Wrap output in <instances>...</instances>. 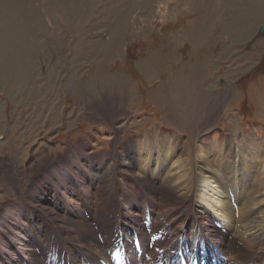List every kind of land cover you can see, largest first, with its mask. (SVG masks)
I'll return each mask as SVG.
<instances>
[{"label":"rangeland","instance_id":"1","mask_svg":"<svg viewBox=\"0 0 264 264\" xmlns=\"http://www.w3.org/2000/svg\"><path fill=\"white\" fill-rule=\"evenodd\" d=\"M261 26L264 0H0V221L11 222L10 228L0 224V242L7 244V237L17 243L12 236L18 226L11 220L18 217L24 223L32 207L42 210L41 204H30L33 197L45 195L52 202L49 198L56 194L62 203L54 210L57 216L64 207L72 215L92 212L99 250L110 224L113 235L118 220L122 185L111 182L123 181L118 151H127L125 146L140 138L173 141L177 136L189 165L199 154L198 142L210 145L213 153H223L228 145L225 157L230 145L245 149L244 144L254 140L264 147ZM78 171L85 178L80 197L74 202L67 198V187L54 192L60 179L65 185L79 179ZM206 175L219 178L216 173ZM52 179L58 182L54 185ZM252 181L245 180L242 198L251 185L257 186ZM83 188L91 190L87 197ZM255 194L256 199L261 196ZM157 212L160 216L164 209ZM101 217L106 218L102 223ZM126 225L138 232L131 219H124ZM124 226L120 229L128 251L139 262L138 251L144 246L136 252L137 238L134 244ZM76 237L85 242L66 246H81L84 251L76 258H88L96 240ZM2 247L7 264L9 253ZM13 252L12 257L18 255V250ZM35 256L20 258L42 264ZM42 259L51 261L48 255ZM61 261L72 264L67 256ZM15 263L26 261L16 256Z\"/></svg>","mask_w":264,"mask_h":264},{"label":"bare ground","instance_id":"2","mask_svg":"<svg viewBox=\"0 0 264 264\" xmlns=\"http://www.w3.org/2000/svg\"><path fill=\"white\" fill-rule=\"evenodd\" d=\"M179 139L175 136L171 141L166 137L163 139L155 136L153 141H150L145 137L144 139L140 138L131 147L130 145L125 146L127 151L126 149L118 151L121 158L120 168L124 172L123 181L119 183L114 179L111 180L113 183L122 185V191L117 195L118 209H116V213L118 214V220H115L116 230L113 235L110 230L113 229V226L110 224L99 250H96L99 248V241L92 227V212L88 211L86 216L83 213L72 215L64 207L62 208V216H57L54 210L58 211L59 206L62 205L61 202L59 204V197L55 196L56 194L53 197L51 196L49 199H52V202H50L46 199L47 196L44 195L40 198H32L30 204L38 203L44 207L40 206L42 210L35 206L32 207L33 212H30L26 217V221L30 220L28 225L26 221L24 223L18 222L17 216V218L15 217L16 220H11L12 225L18 226L17 233L12 236L17 243L12 244V241L9 242L7 237H3V241L7 244L0 242V246H4L9 253L7 264H16V256L18 260L32 264L28 257V261L26 258L25 260L21 259L22 254L30 255L32 260L37 255L42 264H56L58 261L63 260L64 256H69L74 264H83L84 260H87L89 264H100L102 261L105 264H118L121 243L126 249V264H128V260H134L135 254L128 251L130 245L124 239L125 231H121L117 235L118 229L124 226V219H131L132 224L137 225L139 228H137L138 232L135 233L134 228H129L128 225L124 226L131 231L134 241L137 238L138 246H144V248H139V251L138 248H135L144 264L149 263H147L148 259L150 260V256L156 251L158 253L160 250L158 247L162 248L168 242V237L174 239V245L182 242L185 243V247L191 246L192 251H200L201 253H197V256L209 255L211 257L210 264L213 261H215V264H264L263 145L254 140L246 142L244 144L245 149L240 148V145H230L232 151L229 152L228 157H225L228 145H225L223 153H213L210 145L206 146L198 142L196 152L199 154L195 155L194 163L192 162L193 164L190 163L191 165H189L187 161H184L185 158H182L185 148ZM128 156H131V159L127 158ZM232 161L237 164L236 167L232 166ZM258 167L259 169H257ZM116 169L118 167L114 170L116 171ZM92 171L99 174L102 170L95 171L92 169ZM111 171L113 172V170ZM257 171H259L258 174ZM225 172L228 174L225 175ZM213 173H216L219 178H215V180L211 175H206H213ZM77 174L79 179L68 181L67 185L62 184L64 182L60 179L61 184L59 188L57 187L58 189H54V192L67 187L66 191L62 190L65 191L63 192L67 198H71L74 202L75 198L81 196L79 185L81 182L83 183L82 180H85L83 172L78 171ZM96 174L89 173L94 178ZM64 178H66V175H64ZM248 178L257 183V186L252 188L251 185L247 197L242 198L240 192L244 190L245 180ZM100 180L101 183L108 181ZM51 182L55 185L54 182L56 181L52 179ZM95 183L97 184V181L94 182V185H96ZM217 188L219 190L215 199L213 196L216 195ZM237 189H239V195ZM255 190L256 193L261 194L263 192L257 199L256 194L252 196ZM46 191H43V193L45 194ZM84 191L86 197L88 193H91L89 188ZM49 192L51 193L50 190ZM193 204L201 207H196V210ZM253 207H259V209L253 211ZM161 209H164V212L160 213L159 216L157 211ZM209 209L215 210V214H212L213 212L211 211V213ZM235 211L238 212L236 224L234 223ZM57 219L68 221L72 227H63ZM103 220L105 221L106 218L101 217V223ZM219 220H222L226 226L221 224ZM0 222H2L0 223L1 228H10L8 225L11 222L7 220ZM33 222L37 225L34 224V226ZM43 222H48L50 227H44ZM27 226L29 229H27ZM101 227L102 224L99 227L100 231H102ZM58 228L65 230V239L62 238L64 231L59 232ZM234 228L235 231H233ZM256 230L257 233H252ZM196 232H201L202 237L198 238ZM23 233L25 238H23ZM28 233L29 235L26 236ZM245 233H248V235L245 236ZM77 234L89 237L93 241L96 240L95 245L90 247L94 250L90 251L88 258H85V256L76 258L77 255L81 256L84 251L81 246L73 244L69 248L66 246V242L77 244L85 242L79 241L76 237ZM99 238H101L100 235ZM121 239L122 241H120ZM43 240L45 241L43 242ZM210 241L212 245L209 243ZM207 244L213 247H209ZM12 249H14V252L18 250V255L12 257ZM3 255L0 254V264H6ZM44 255L50 256L51 261L42 259ZM104 262L102 263L104 264ZM59 264H63L62 261Z\"/></svg>","mask_w":264,"mask_h":264},{"label":"water","instance_id":"3","mask_svg":"<svg viewBox=\"0 0 264 264\" xmlns=\"http://www.w3.org/2000/svg\"><path fill=\"white\" fill-rule=\"evenodd\" d=\"M263 32H264V27L261 26L259 29V32H258L259 36H261L263 34Z\"/></svg>","mask_w":264,"mask_h":264}]
</instances>
